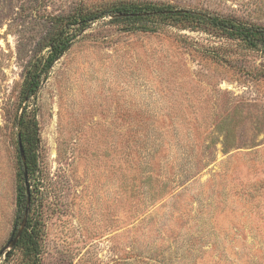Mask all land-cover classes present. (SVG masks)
I'll return each mask as SVG.
<instances>
[{"label": "rangeland", "instance_id": "374dc122", "mask_svg": "<svg viewBox=\"0 0 264 264\" xmlns=\"http://www.w3.org/2000/svg\"><path fill=\"white\" fill-rule=\"evenodd\" d=\"M126 2L264 26V0H0V249L29 61L56 18ZM115 17L89 23L29 106L36 264H264V53L207 25ZM24 259L14 245L0 264Z\"/></svg>", "mask_w": 264, "mask_h": 264}, {"label": "trees", "instance_id": "16d2710c", "mask_svg": "<svg viewBox=\"0 0 264 264\" xmlns=\"http://www.w3.org/2000/svg\"><path fill=\"white\" fill-rule=\"evenodd\" d=\"M123 13H129L132 15H118ZM105 15H114L116 16L115 19H139L144 16H156L181 19L193 24L207 25L226 34L227 36L239 39L251 49L259 50L264 53V26L245 23L234 18L220 17L202 10L181 8L173 5L126 2L116 5L110 9L100 10L97 12L84 14L78 13L56 18L54 22L58 25V28L49 36L46 43V52L42 55L38 54L33 56L29 61L28 67L24 73V80L21 88V99L23 105L18 118H16V126L19 131L24 151L28 180L30 178L35 179L36 113L34 106L35 98L37 97V92L41 82L47 76V73L54 62L70 48L75 39L89 25V23ZM132 28L143 31L151 30V27L143 25H135ZM31 104H34V106L29 107ZM18 161L21 185L17 186L15 196L14 224L17 225L22 217L26 202L23 177L24 168L19 156V151ZM34 204L35 191L30 189V209L28 211L25 226L15 244V246L20 245L22 247V252L25 257L24 264H36L38 258L37 256L40 252V235L38 231L37 219L30 213Z\"/></svg>", "mask_w": 264, "mask_h": 264}, {"label": "water", "instance_id": "95a60500", "mask_svg": "<svg viewBox=\"0 0 264 264\" xmlns=\"http://www.w3.org/2000/svg\"><path fill=\"white\" fill-rule=\"evenodd\" d=\"M118 15H132V14L123 13V14H118ZM17 146H18L19 156H20L21 162L23 164V168H24L23 177H24V186H25V193H26V202H25V207H24L20 222L18 225L14 224L13 229L10 233L9 239L7 240L5 245L3 247H1V249H0V256L3 254L4 255L7 254V252L12 247H14V245L16 244V242H17L19 236L21 235L22 230L25 226L29 207H30V185H29V180H28L27 173H26L25 156H24V151H23L22 144H21L19 131L17 132Z\"/></svg>", "mask_w": 264, "mask_h": 264}]
</instances>
